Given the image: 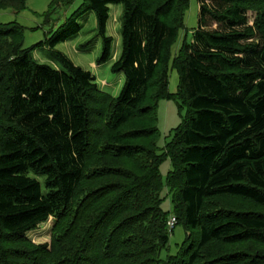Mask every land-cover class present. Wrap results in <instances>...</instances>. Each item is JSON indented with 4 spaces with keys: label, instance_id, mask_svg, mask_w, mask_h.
<instances>
[{
    "label": "trees",
    "instance_id": "trees-1",
    "mask_svg": "<svg viewBox=\"0 0 264 264\" xmlns=\"http://www.w3.org/2000/svg\"><path fill=\"white\" fill-rule=\"evenodd\" d=\"M28 1L0 0V11ZM197 4V28L173 58L189 0H83L38 45L64 44L90 13L105 65L110 7L122 6L117 98L62 54L60 70L38 64L23 29L0 23V264H162L164 188L186 232L166 264H264V0ZM163 100L186 113L160 148ZM49 220V245H32L26 236Z\"/></svg>",
    "mask_w": 264,
    "mask_h": 264
},
{
    "label": "rangeland",
    "instance_id": "rangeland-1",
    "mask_svg": "<svg viewBox=\"0 0 264 264\" xmlns=\"http://www.w3.org/2000/svg\"><path fill=\"white\" fill-rule=\"evenodd\" d=\"M83 0H75L71 6L63 3L53 5V0H29L26 3V9L23 12L16 13L12 10L0 11V23L3 25L16 24L23 29L24 50H31L32 59L40 65H46L60 70V66L54 60L53 53L62 54L74 66L88 72L95 78V84L98 88L112 98H117L124 84L122 75L112 74L111 67L120 55V24L123 8L122 6L110 7L109 20L106 28V36L111 38L113 59L105 65L97 66L101 56L102 40L98 36L96 21L93 14H85L80 17L76 24L79 27V33L69 39L64 44L57 45L52 51L47 46H38L45 43L50 36L61 27L65 21L76 12ZM48 15V17H47ZM253 15H248L249 25H252ZM198 23V4L197 0H189V9L184 17V30L179 33L177 43L172 48V58L177 54L180 46L186 38L191 41L192 34L197 28ZM215 28V27H214ZM178 78L174 71L169 72V93L176 94ZM180 101L178 100V103ZM185 109L180 113L177 104L174 101H160L157 107V129L160 133L159 147L162 148L168 142L169 134L176 129L181 119L185 116ZM170 171L169 161H165L160 167L162 182ZM44 192L43 179L36 178ZM161 198L162 210L168 213L170 218L173 216L170 199L167 190L164 188ZM52 222L49 220L46 224L37 227L35 232L26 236V239L35 246L49 245L50 230ZM186 232L182 226H175L169 237L168 246L160 254L162 264H166L169 257H176L179 248L183 244Z\"/></svg>",
    "mask_w": 264,
    "mask_h": 264
},
{
    "label": "built area",
    "instance_id": "built-area-1",
    "mask_svg": "<svg viewBox=\"0 0 264 264\" xmlns=\"http://www.w3.org/2000/svg\"><path fill=\"white\" fill-rule=\"evenodd\" d=\"M176 225V220L174 218H170L168 222V228L171 230L175 227Z\"/></svg>",
    "mask_w": 264,
    "mask_h": 264
}]
</instances>
